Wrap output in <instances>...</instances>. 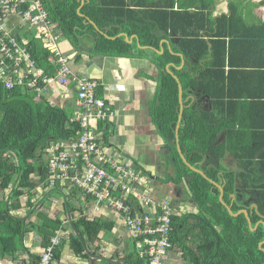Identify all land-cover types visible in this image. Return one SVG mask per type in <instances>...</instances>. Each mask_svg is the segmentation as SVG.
<instances>
[{
  "label": "trees",
  "instance_id": "16d2710c",
  "mask_svg": "<svg viewBox=\"0 0 264 264\" xmlns=\"http://www.w3.org/2000/svg\"><path fill=\"white\" fill-rule=\"evenodd\" d=\"M192 1L84 0L80 7L81 0H42L49 19L57 23L73 49L80 51L86 38L91 41L87 49L91 56L136 55L149 58L154 65L157 91L148 110L169 148L167 161L173 173L165 182H171L182 195L184 190L188 198L179 199L196 208V212L172 217L170 243L181 250L184 261L264 264V244L259 247L264 240L263 225L250 230L243 213L230 215L213 183L223 187V201L233 212L249 211L252 227L264 221V22H246L232 2L228 14L213 17L211 7ZM121 33L135 35L148 48L137 47L135 38L126 42ZM23 38L36 67L53 75L57 66L49 60L50 52L41 40L28 32ZM161 39L171 42V50L163 43V52H156ZM177 53L184 59L180 69ZM168 63H172V73L165 69ZM172 74L183 89L178 132L181 151L208 179L187 167L177 151L178 83ZM70 117V110L52 106L45 97L38 98L20 86L7 90L0 82V192L6 195L0 199V258L28 252L24 237L29 232L38 235L45 247L56 230L66 228L61 218L41 211L48 198L55 200L61 192L54 189L36 198L35 190L47 178L45 146L51 140L82 133ZM104 128L106 137L109 126ZM230 158L233 163L228 165L225 161ZM252 204L256 209L250 208ZM74 209L68 200L64 202L65 212ZM22 211L24 215H18ZM68 226L67 247L84 256L88 241L110 231L112 224L100 217H80ZM64 243L55 246L53 258H59ZM30 257L33 264L40 260V255ZM123 263L146 264L132 248Z\"/></svg>",
  "mask_w": 264,
  "mask_h": 264
},
{
  "label": "built area",
  "instance_id": "2783aa9c",
  "mask_svg": "<svg viewBox=\"0 0 264 264\" xmlns=\"http://www.w3.org/2000/svg\"><path fill=\"white\" fill-rule=\"evenodd\" d=\"M10 15H16L20 27L40 39L50 52L49 60L57 66L53 75L36 67L26 41L4 28ZM62 40V33L57 23L49 19L42 0H0L3 87L9 90L20 86L38 98L45 97L52 106L70 105L74 111L70 121L78 122L83 129L76 138L51 140L45 146L47 178L36 191L40 195L54 189L61 192L55 200L61 201L62 210L49 213H63L64 223L80 217L122 222L138 259L146 264H165L170 251H178L169 239L172 217L195 209L189 201L172 195L154 196L153 178L107 147L104 127L115 112L105 98L97 95L99 83L95 78L72 70L70 56L61 51ZM70 85L74 87L71 89ZM66 200L75 207L73 213L65 212ZM64 234L65 231H55L50 243L42 247L37 264L53 263V249Z\"/></svg>",
  "mask_w": 264,
  "mask_h": 264
},
{
  "label": "crops",
  "instance_id": "0c3cea01",
  "mask_svg": "<svg viewBox=\"0 0 264 264\" xmlns=\"http://www.w3.org/2000/svg\"><path fill=\"white\" fill-rule=\"evenodd\" d=\"M180 1L183 4L191 2V0ZM245 1L247 0H196L197 5H208L211 7L210 10L213 17L228 14V5L232 2L237 6L238 12L246 22H264V0L260 3L261 10H254L256 12L253 11L248 14H244L240 10V2ZM83 2L84 0H81L80 7ZM3 24L4 28L12 34L23 30L16 15H10ZM163 43L168 50H171V42L167 39H161L159 49L161 52L158 53L163 52ZM59 45L61 51L70 56L71 68L75 73L95 78L98 81L97 91L100 92L101 97L111 104L115 112L112 121L108 125L109 130L105 137L107 147L123 156L140 171L149 174L154 180L153 185L159 179L160 182H165L166 176L171 175L170 163L167 161L169 148L164 139L158 134L149 115L148 106L157 91V83L153 79L155 68L149 58L136 55L123 57L91 56L87 52V49L91 46V41L86 38L83 40L80 51L73 49L66 40H62ZM247 48L251 50L250 47ZM179 54L177 53V55ZM179 56H181V63L182 61L184 63L182 55L180 54ZM237 58L243 60L241 57ZM261 60L264 61V58L262 57ZM169 64L172 66V63H168L165 69H167L166 67ZM171 66H169V69ZM70 87L72 86L70 85ZM69 110L71 112L70 107ZM232 161L233 159L230 158V160L227 159L225 162L230 165L233 163ZM165 183L173 185L171 182ZM43 208L45 209L42 210L41 207V211L46 213L51 210L45 205ZM194 209L196 212L195 207ZM23 212L18 213V215H24ZM61 215L54 216L61 218ZM61 220L63 222L62 218ZM103 220L111 222V230L100 232L96 240L88 241L84 256L76 255L67 247L70 235L68 231L71 233V229L68 226L69 222H63L66 228L65 230H60L66 233L60 242L66 241V243L61 246L59 258H53L52 264H124L123 259L132 248L131 238L122 222L112 218ZM24 243L28 252L20 251L15 255H7L4 258H0V264H33L30 254L37 255V257L40 255L43 247L41 238L33 232H29L24 237ZM133 253L136 255L134 251ZM179 260H184L181 250H171L165 264H173V261Z\"/></svg>",
  "mask_w": 264,
  "mask_h": 264
},
{
  "label": "water",
  "instance_id": "95a60500",
  "mask_svg": "<svg viewBox=\"0 0 264 264\" xmlns=\"http://www.w3.org/2000/svg\"><path fill=\"white\" fill-rule=\"evenodd\" d=\"M89 21H90V20H89ZM90 23H92V24L94 25V27H95L100 33L102 32V31H100V30L96 27V25H95L92 21H90ZM120 35L124 36L125 41L128 42V43H132L133 39L135 38L137 47H139V48H141V49H147V48H148V47H145V46H141V45L139 44V40H138V38H137L135 35H132V36H130V37L127 36L126 34H123V33H121ZM156 52H161V51L156 50ZM179 55H180V54H179ZM183 64H184V63H183V61H182L181 65L178 67V69L181 68V67L183 66ZM169 66H171V64H169V65L166 67V68H167L166 70H167L169 73H172L171 70L169 69ZM172 75H173V77L176 79V81H177V83H178L179 114H178V121H177L176 128H175V139H176V141H175V145H176L177 151H178V153H179V155H180V157H181L183 163H184L187 167H189L191 170H193V171H195V172L200 173L203 177L207 178L206 175L204 174V172H202L201 170L195 168L194 166H192V165L188 162L187 158L184 156V154H183L182 151H181L180 144H179V139H178V132H179V126H180V121H181L182 112H183V109H184V106H183V98H182V92H183V89H182V85H181V83L179 82L178 78H177L174 74H172ZM40 171H41V167H38V170H37L38 177H37V179H39ZM207 179H208V178H207ZM211 181H212V180H211ZM212 182H213V181H212ZM213 183H214L215 185H217V187L219 188V191H220V193H219V200H220V202L225 206L226 210L228 211V213H229L230 215H232V216H238V215H240L241 213H243L244 216L246 217V220H247V222H248V226H249V229H250V230H255V228H257V226H258L259 223L262 224L263 227H264V221H263V220H259V221H258V222L252 227V225H251V220H250V218H249V211L246 210V209H240V210H238V211H236V212H233V211L231 210V206L228 205V204H226V203L223 201V193H224V191H223V187H222L219 183H215V182H213ZM233 196H235V195L232 194V197H233ZM250 208H255V209H256V204H252ZM250 210H251V209H250ZM263 244H264V240L261 241V242L259 243V247L261 248Z\"/></svg>",
  "mask_w": 264,
  "mask_h": 264
},
{
  "label": "rangeland",
  "instance_id": "374dc122",
  "mask_svg": "<svg viewBox=\"0 0 264 264\" xmlns=\"http://www.w3.org/2000/svg\"><path fill=\"white\" fill-rule=\"evenodd\" d=\"M261 1L262 0H247L245 2H240V10L244 14L245 13L246 14L252 13L254 10H261V6H260ZM254 12H256V11H254ZM71 86L74 87V85H71ZM61 108L63 110H69V106L68 105H66L65 107H61ZM164 147L166 148L165 145H164ZM172 173H173V167L170 164V174H172ZM174 189L169 183L160 182V179H159L157 181V183L154 185L153 195L156 196V197H170L172 195V196H175V198H178V199L180 198V196H184V195H185V197L187 196L185 194L184 190L182 191L184 193V195H182L181 193L177 192L176 190L174 191ZM4 196H6V195H3L2 192H0V199L3 198ZM35 197L36 198L40 197V194L37 193L36 190H35ZM186 198H188V197H186ZM25 200L26 199L23 198L21 202L24 203ZM179 200H181V199H179ZM184 201H186V200H184ZM48 204H49V206H48ZM44 205L49 207V208H51V211H54V212H59L63 208V205L61 204V201L60 200L55 201V200H53L52 197L48 198V200L45 202ZM44 205L42 206V210L45 209V208H43ZM46 214L52 216V214L49 213V212H47ZM61 214H63V213H61ZM56 215H60V214H56ZM61 216H63V215H61ZM68 234H70L69 231H68ZM173 264H187V262L184 261V260H179V261H175V262L173 261Z\"/></svg>",
  "mask_w": 264,
  "mask_h": 264
},
{
  "label": "bare ground",
  "instance_id": "6f19581e",
  "mask_svg": "<svg viewBox=\"0 0 264 264\" xmlns=\"http://www.w3.org/2000/svg\"><path fill=\"white\" fill-rule=\"evenodd\" d=\"M9 17V16H8ZM24 32H28L30 35H31V33L29 32V31H27V30H25L24 28H23V30H22V32H17L15 35L19 38V39H21V38H23V33ZM22 33V34H21ZM23 40H25L26 41V39L25 38H23ZM70 108H71V117L69 118V119H71L73 116H74V111H73V109H72V107L70 106V105H68ZM73 221V218L71 219V220H69V221H67L66 223H71ZM60 230V229H59ZM60 243V242H59Z\"/></svg>",
  "mask_w": 264,
  "mask_h": 264
},
{
  "label": "flooded vegetation",
  "instance_id": "af4514ba",
  "mask_svg": "<svg viewBox=\"0 0 264 264\" xmlns=\"http://www.w3.org/2000/svg\"><path fill=\"white\" fill-rule=\"evenodd\" d=\"M175 191V190H174Z\"/></svg>",
  "mask_w": 264,
  "mask_h": 264
}]
</instances>
